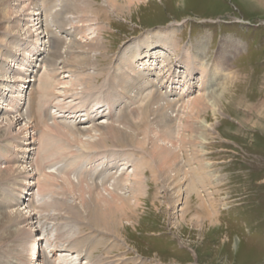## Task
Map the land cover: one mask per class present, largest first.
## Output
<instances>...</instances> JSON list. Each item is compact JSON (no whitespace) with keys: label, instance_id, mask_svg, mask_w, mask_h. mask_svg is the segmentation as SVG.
I'll list each match as a JSON object with an SVG mask.
<instances>
[{"label":"rangeland","instance_id":"obj_1","mask_svg":"<svg viewBox=\"0 0 264 264\" xmlns=\"http://www.w3.org/2000/svg\"><path fill=\"white\" fill-rule=\"evenodd\" d=\"M37 1L39 5L43 2ZM78 2L73 0L72 4L78 6L82 1ZM85 2H91L86 11L63 14L60 27L51 17L56 11L49 17L42 14L46 30V36H42L46 38L40 39L31 28V35L27 37L32 38L25 37L33 43L31 49L19 47L23 56L14 53L19 58L16 61L9 58L3 64L6 72L0 77V122L4 116L13 120L17 117L13 110L2 112L5 104L17 108L15 100L22 102L19 108L26 112L33 89L38 91L33 108H38L40 80L48 74L47 65L42 60L52 52L47 30L63 41L61 56L55 61L58 72L53 82V85L56 83L54 94L42 112L47 116L37 130L32 128L37 134L31 141L32 151L21 163H16L26 170L25 173L30 172L31 179L23 182L24 179L19 178L0 192V204L6 197L18 199L11 209L1 205L0 213L21 212L26 221L18 228L28 230L26 236L8 242L6 237H1L6 231L0 228V264H30L36 238L41 249L39 264H264V0H134L131 5L121 0L120 6L124 8L116 11L110 9L107 0ZM24 4H27L26 0L12 8L19 13ZM53 4L56 10H60L63 1L53 0ZM34 19L27 24L22 22V36L27 26L33 25ZM3 29L7 28L0 20V44L5 43L3 35L8 34ZM72 40L77 41L75 47L83 48L75 49L79 53L75 55L90 58L94 65L84 64V70L78 67L70 70L64 66ZM234 41L241 45L236 51ZM41 43L46 49L45 52L39 51L44 52L43 58L38 61L35 58L34 74L27 73L26 65L30 61L21 60L24 56L32 58L31 51L40 49ZM13 45V50H17L18 44L14 42ZM229 47L228 68L225 65L224 69H217L215 63L221 51ZM164 61H167V67L163 69ZM202 64H207L211 77L202 74ZM144 67L146 69L142 70ZM170 69H175L172 71L176 74L173 83L169 79ZM20 73L25 74L24 80ZM112 75H125L131 82L142 86L151 81L155 87L148 85L141 90L135 89L128 93L134 101H127L123 95L112 104L106 94L116 95L121 90ZM89 76L99 79H88ZM13 77L20 81L10 83L17 80ZM111 77L113 81L109 82ZM86 83L92 85V91ZM109 87L116 88V92H110ZM205 93H218L224 99L220 102L218 114L211 109L202 112V119L215 124L216 131L208 141L198 142L190 140L184 128L186 118L191 114L190 103ZM10 94H17L21 99H10ZM148 105L156 111L163 108V114L173 121L170 128H154L157 126L154 117L150 116L148 125L141 127H153L152 141L139 136L136 142L146 141L144 147L149 151L153 149V139H156L155 142L164 148L178 152L176 162L184 167L180 177L185 187L193 182L190 171L194 167L197 169V159L209 164L211 175L205 176L206 182L198 186L202 199L196 193L187 195L183 189V197L189 201L184 199L173 205L171 197L176 191L171 184L173 180H167L163 173L162 183L158 172L156 176L148 172L143 177L146 179L144 190L133 193L130 187L133 181L131 177L127 178V172L131 173L134 167L143 163L141 151L137 149L142 147L136 143L134 149L119 146L95 151L89 148V142L98 141L95 127L102 125L103 121L127 130L129 124L118 122L120 116L125 113L131 121L139 120L142 109ZM73 114L78 117L71 118ZM109 115L113 116L112 119ZM55 125L68 126L75 133L80 129L92 132L82 135L81 143L68 144L47 130ZM23 126L24 123L15 124L13 133H20ZM31 130L21 135L20 146L30 141L34 134ZM163 134H169V137L160 136ZM184 137L187 138L184 140ZM2 141L1 148L5 152L9 148L15 150L13 154L17 151L16 144ZM3 159L0 157L1 168L7 167L9 161ZM188 162L193 164L189 166ZM98 170L103 173L98 174ZM53 175L59 183L43 192L39 185ZM168 175L174 177L173 172ZM68 179L75 185L79 181H84L85 187L98 185V192L109 199V193L117 192L130 200L132 207L121 210L116 217L120 223V238L91 229L88 212L76 199L79 193L59 196L63 191L58 184H64ZM19 189L23 191L19 192ZM85 195L88 199V193ZM135 196L141 200L139 205ZM62 197L66 210L55 207L56 199ZM75 207L80 210L82 219L69 214L68 211L74 212ZM34 214L36 216L29 217ZM11 229L17 228L11 226ZM78 241H83L86 246Z\"/></svg>","mask_w":264,"mask_h":264},{"label":"bare ground","instance_id":"obj_2","mask_svg":"<svg viewBox=\"0 0 264 264\" xmlns=\"http://www.w3.org/2000/svg\"><path fill=\"white\" fill-rule=\"evenodd\" d=\"M22 1L23 0H2V1L0 0V20L5 24V26L7 28L5 30L3 29V32L4 31L8 32V34L6 33L3 35V38L5 39V41H4L5 43L0 44V77L3 74H5L4 72H6V70L3 67V64L7 63L9 58L14 59L15 61L17 60L16 58H19V57H15L14 53L19 52V54H21V56H23V51L19 47L23 46V47L28 48L27 50H29L33 46V43L27 40L29 38H32V37H27V35H31V33L29 31L31 28L33 29L32 32L36 33L40 39L44 40L46 38L45 37L46 36L45 31L46 30L43 28L44 20L42 22V17H43L42 14H45L47 17H49L54 13V11H56L55 14H53L51 17H53V20L57 23L58 27H60L61 26L60 24L62 23L60 17H62L63 14H66V13H76L77 14L79 12H80L79 14H81V12L86 11V6L91 4V2H85V0H76L79 2L82 1L77 6V5L72 4L73 0H62L63 1L62 8L60 10H56V7L53 4V0H43L41 5H39V2L37 0H26L27 4L26 5L24 4L25 6L23 7L22 11H20L19 13L17 11H14V9L12 7L19 4ZM124 1H126V3L128 5H131L134 0H124ZM107 2H108L110 9L112 8L115 11L118 9L121 10L122 8H124V7L121 8V6H120L121 0H107ZM19 7H21V6H19ZM103 11L105 12V10H103ZM106 11H107V9H106ZM15 14H18V15H16V17L12 18L13 15H15ZM33 17L35 18L33 20L34 23L31 21L33 23V25L30 27L27 26L28 28L26 30V33H25V35L22 36L20 34L21 33L20 30L22 29V26L24 25V24L21 25L22 22H26L25 24H27L30 22L31 18H33ZM47 34H48L49 45L52 48V52L50 54H47V55H50L49 56L50 58L47 57V59L44 58L42 60V62H44V64L47 65L46 67L48 70V74L43 76V78L40 80V82H41V88H40L41 89V93H40L41 96H39V98H38V105H37L38 108L36 110H34V108H33V106H34L33 102H35L34 96H35V93L38 91L37 90L34 91L35 89L32 88L33 90L31 92L30 98L28 100V105H27L28 107H27L26 112H21L19 107L21 106L22 102L17 103V102H15L16 100L14 101V103L17 104L16 105L17 108H14L16 111H14L13 107L9 106L11 104H5V108L2 109V112L3 111L8 112L6 110H13L12 112L17 114L16 115L17 117L13 120V119H8V118H6V116H4L5 118L3 117L2 118L3 121L0 122V157L4 158L3 160H5V161L9 160L8 162H6L7 167H4V168L0 167V192L1 193L3 192V188L8 186V184L10 182H15L19 178L24 179L23 182H25V180L31 179L30 172L25 173L24 171H26V170L21 169L20 165H19V167L16 166V163H17V165L19 163H21L22 159L23 158L26 159L27 155L32 151L31 147L33 146V144L31 141H33V139L37 135V134L35 135V130L33 131L32 128H35L37 130L38 129L37 127L40 124H43V120H45L44 118H45V116H47V113H46V115H44L42 112H44V109L47 107V104L52 99L53 94H54V88H55L56 83H54V85H53V82H54V79L57 78V72H58V71H56L57 66L55 65V61H56V59L60 58V56H61L60 50L62 48L61 46L63 45V41L59 38L58 35L54 34L53 31L51 32V30L48 29ZM42 35H45V36H42ZM14 42H16L18 44L16 47L17 50H15V51L13 50V47H15L13 45ZM42 44H44V43H41L40 49H38L36 51H35V49H33L31 51V52H33L32 58L28 59L25 56H24V58H22L21 61H25V60L30 61L29 62L30 64L26 65L25 71L27 73H29V72L33 73L34 72L33 67H36V65H34L35 58H36V61H38V58H40V57L43 58L42 55L46 49L42 48L43 47ZM70 44L71 45H69L68 51L66 52L68 59H67L66 63H65V61L63 62L64 66L67 69L69 68L70 70H72L73 68L78 67V69L84 70L85 69L84 64H86L87 66L88 65L89 66L94 65L90 58H87V57L82 58L81 56L78 57L77 55H75V54H79V53L75 52V49H79V50L83 49L81 46L75 47V44H77L76 40H72V43H70ZM11 45H12V48H11ZM81 45H83V44H81ZM92 45L89 47L95 48ZM233 46L236 47V49L234 51L240 49V47H241L240 43H237L235 41L233 43ZM229 49H231V47L226 48V50L223 49L221 51V55L219 57V60L217 61V63H215V67L217 69H221V68L224 69L225 65H226V68H228V66H229L228 62H229V57H230L229 53H231V51L229 52ZM42 50L44 51L43 53L39 52ZM36 56H38V57H36ZM166 63H167V61H164L163 69L167 67ZM198 63H199V61H198ZM200 66L202 68V69L200 68L202 70V74L203 75L205 74L206 76L211 77L207 64L206 65L202 64ZM144 69H146V68L144 67L142 70H144ZM173 70H175V69L169 70V72L171 73V76L169 77V79H171V80L175 79V77H176L175 71H174V73H172ZM139 71H141V69ZM20 74L22 77L24 75V77L22 78L24 80V78L26 77L25 74L24 73H20ZM97 76H99V75H97ZM94 77H96V76H89L88 79H99L98 77H96V78H94ZM112 77H115V75L114 76L112 75ZM112 77L108 80L109 82L113 81ZM13 78L15 79L17 77H13ZM115 79L118 81V86H119V88H121V90L119 91V94L117 93L116 95H114L115 94L114 92H116L114 89H116V88H113V87L110 88L109 87L110 88L109 91L110 92L113 91L114 94L107 93L106 96L108 99H112V101H113L112 104H114L117 99H121V97L123 95H125V98L127 99V101L128 100L134 101V98L131 97V94H128V93L133 92L135 89L141 90V88H143V86L145 88L148 85L153 86V88L155 87L154 82L152 83L150 81V83H149V81H147L145 83L146 85L142 86L141 84L139 85L138 82H135V81L131 82V80H128L127 77H125V75H117V77H115ZM18 81H20L19 78H17V80H15V81L11 80L9 82L10 83L13 82V84H14ZM28 82H30V81H28ZM173 82H174V80L172 81V83ZM0 85H2V84H0ZM91 86L92 85H88V84L86 85V87L88 89ZM12 87H14V86H12ZM20 89H22L21 86H20ZM91 89H92V87L90 88V91H92ZM223 89L225 91L226 87H224ZM16 92H18V91H16ZM9 93L12 94L13 92L9 91ZM120 93H122V94H120ZM10 95H7L6 98H9ZM1 97H2V99H5V96L4 97L1 96ZM16 97L20 98V96L16 94V95H11L10 99H13V98L16 99ZM31 97H33L34 100ZM223 99H224V97L220 96V94H218V93H213V94H206L205 93V94L199 96L198 98H195L190 103V106L188 107V109L191 108V111H190L191 114L186 118V125H185L186 127L184 128L185 129L184 132L189 133L187 137H189L190 140H197L198 142L208 141L207 139H209L212 136V134L215 133V131H216L215 124L214 125L209 124V122L206 121V119H202V115L204 114V113L202 114V112H204V111L206 112V110L211 109V110H213V112L215 114H218V112H220V110H221L220 102L222 103ZM152 100L153 99H151L150 101L152 102ZM151 102H149V104ZM163 110H164L163 108H159L156 111L153 108H151L150 105H148L147 107L142 109L143 113H142V116L139 118V120L135 119L133 121H131L128 118V116L125 113H123V116H120V119L118 120V122H120L121 124L125 123V125L129 124V127L127 130H130V131L132 130L133 133H130L127 130L121 129V127H118L117 125H115V123L110 124V123H105V121H103L104 123L101 122L102 125H98L97 127H95L96 131L98 132L99 139H98V141L93 142V143L89 142V148L91 150H95V151L105 149V148H109V147L114 148V147H119V146H121V147L123 146V148L131 147L134 149V148H137L136 146H134V144L136 143V145H139L140 147H142V148H137V149H139L138 151H141L140 155H142L143 163H141V165L134 167V169L131 171V173L127 172V175H128V176L126 175L127 178L131 177V179L133 181V183L130 184V187H132L134 190L133 193H135L137 191L142 192L144 190V184L146 183L144 181L146 179H143V177L147 176L148 172H150L153 176H156V173L158 172L159 178L161 179L162 183L164 180L163 177H165V175H167V177H166L167 180H173V182L171 184H173L175 186V187L173 186L174 187L173 189L176 190L174 192L173 196L171 195L173 205L174 204L176 205V203H181L185 199L183 197V194H184L183 191L184 190H185V193L187 195H191V194L196 193L202 199V196H201L202 193L199 190L200 188H198V186H199V184H203V182H206L205 176L211 175V172L208 171L210 168L209 164H207V163L204 164L203 159H201V160H199L200 158L197 159V164H198L197 169H194L195 167L194 168L190 167L191 168L190 174H192V176H193V182L187 184V186L185 187V185H184L185 183L183 182V180L180 177L181 173L183 172L184 167L176 162V160H178V155H177L178 152L176 154V152H173L172 150L164 148L163 146H161L160 144L155 142L156 139H153V141L155 140L151 144V145L154 144L153 149L149 150V151L144 147V145L146 144L145 143L146 141L141 142V140H140V142H136L137 141L136 139L139 136H143L146 140L152 141V137H150V135H151V131H153L152 130L153 127H150L149 129H147V127H144V128L141 127V126H147L148 125V121H149L150 116L154 117V122L157 126L154 128H159V129L162 127L167 128V126H169V128H170V125L172 124L173 119L165 116V114H163ZM48 114H49V116H51V113H49V110H48ZM103 114H104V112H103ZM132 114H134V111H132ZM73 115H75V116H73ZM73 115L71 116V118L72 117H75V118L78 117V115H76V114H73ZM0 116H1V114H0ZM112 117L113 116H110V119H112ZM191 119H192V121H191ZM32 120H34V121H32ZM3 123H5V124L3 125ZM18 123L19 124L24 123V126H23V128H21L22 130H20L21 131L20 133L14 134L13 130H12L13 126L15 124H18ZM33 124H35V125L33 126ZM139 128H141V129H139ZM145 128L147 129L146 132H145ZM28 130L32 131L31 134L34 133L33 136L29 138L30 143L26 141L24 144H22L20 146L19 142L21 140V135L27 133ZM47 130L53 131L55 133V135L56 134L58 135L59 139L64 140L68 144H70V143H81V141H80L82 139L81 136L91 134V132H92L91 130L85 131V129L84 130L80 129L77 133H75L73 131V129H70L68 126H61V125H55L54 127L50 128V129L48 128ZM155 131H157V130L155 129ZM51 133H49V136L51 135ZM54 133H52V134H54ZM31 134L28 133L27 135L31 136ZM159 134H161V133H159ZM59 136H61V137H59ZM160 136L169 137V134H163ZM187 137H184V140ZM2 140H4L5 142H8V143H14V145L16 144V148H17L16 150L17 151L14 152V154H13V151H15V150L9 148V150L7 149L8 151L5 152L1 148L2 143H3ZM173 141H174V139L170 141V144L173 143ZM57 145H58V143H57ZM172 146H175V145L172 144ZM172 146H170V147H172ZM165 147H167V146H165ZM170 147H168V148H170ZM194 147L197 148V146H195V145H194ZM201 150H203V149L201 148ZM194 151H195V148H194ZM202 153H203V151H202ZM193 158L195 159L196 157L193 155ZM12 159H14V161ZM187 159H189V158H187ZM11 160H12V162H11ZM189 162H188V165L193 164L192 162L191 163H189ZM153 166L156 167L155 171L152 169ZM170 172L174 173L173 178H171V176L168 175ZM97 173L101 174V173H103V170H98ZM163 173L165 174L164 176H163ZM17 176H19V177H17ZM50 177H52V178L48 179V177H47V179L44 180V182L41 185H39L40 189L43 192L44 191L45 192L50 191L51 189L54 188L53 186L55 185V183H59V181L57 179L56 180L53 179L55 177L54 175L50 176ZM97 178H98V176H97ZM113 179H115V177ZM64 182H65L64 184L63 183L58 184V186H61L62 191H63L62 193L59 194V196H63V194L65 196L69 192L73 193L75 195H77V193H79V197L76 199L79 200L80 204L87 210V212H88V216H87L88 219L87 220H88L89 225L91 226V229L92 230L97 229L100 231V233L102 231H106V233L108 235H111L114 238L115 237L120 238V235H119L120 223L116 219V217H117L118 213L121 212V210H125V208H127V210H128L132 207V203L130 202V200L123 198L117 192L109 193L111 196L109 199L108 197L103 196L102 193H100L101 191L98 192L100 190L98 185H93V186L91 185V186L85 187V185L83 183L84 181L83 182L79 181L78 185L77 184L75 185L69 179H68V182H66V181H64ZM155 182H156V179H155ZM204 186H206V184ZM93 189L97 192H94ZM22 191H23V189H19V192H22ZM52 192H54V190H52ZM86 193H88V196H89L88 199L85 197ZM135 197H136L135 201L137 202V205H139L141 200L138 199V196H135ZM203 197H204V195H203ZM63 198L64 197H62V199ZM62 199H60V198L56 199L57 201L55 203V207L60 208L61 210H66L64 199L63 200ZM186 199H187V201H189L188 200L189 198L186 197ZM186 199H185V202H186ZM17 200L18 199H16V197H14V198L6 197V199L2 200L0 206L3 205V207L5 206L6 208L11 209L10 206L13 205V203ZM142 201H143V199H142ZM213 202H212V205H213ZM68 207L70 208L71 206H68ZM188 207H190V206H188ZM52 208H54V206ZM73 208H74V206H73ZM137 209H139V208H137ZM68 212L70 215H72V217L76 216L77 218H75V219H79V218L82 219V215H81V212L78 209V207H75L74 212H71V211H68ZM210 213L211 212H209V214ZM211 214H214V213L212 212ZM31 216H36V214L30 215L29 217H31ZM1 217H2V219L0 220V228L2 230L6 231V233L2 232L4 234H2L1 237L2 236H4V238L6 237V241L11 242V240H13L15 242V240L17 238H20V237L27 235L26 234V233H28L27 229L18 228L19 225H21L22 223H25V221H26V219L23 217V214H21V212L10 211V213H7V212L5 214L0 213V218ZM207 217L208 216H206V218ZM212 217H213V215H212ZM78 222H80V221H78ZM11 226H16L17 229L16 230L11 229ZM9 229L11 231H9ZM0 232H1V230H0ZM1 241H2V239L0 238V244H1ZM77 243H82V244H84V246H86L83 241H78ZM33 244H34L33 253L31 255L29 263L30 264H39L41 249H40L39 241L37 238H36V240L34 239ZM79 249H80V247H79ZM114 250H116V249H114ZM94 264H101V263L100 262H94ZM102 264H106V263H102Z\"/></svg>","mask_w":264,"mask_h":264}]
</instances>
